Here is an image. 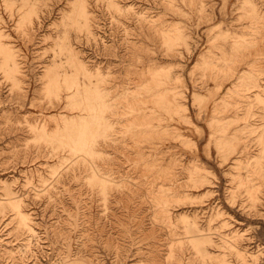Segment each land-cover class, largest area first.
Segmentation results:
<instances>
[{
  "label": "rangeland",
  "instance_id": "obj_1",
  "mask_svg": "<svg viewBox=\"0 0 264 264\" xmlns=\"http://www.w3.org/2000/svg\"><path fill=\"white\" fill-rule=\"evenodd\" d=\"M0 264H264V0H0Z\"/></svg>",
  "mask_w": 264,
  "mask_h": 264
}]
</instances>
